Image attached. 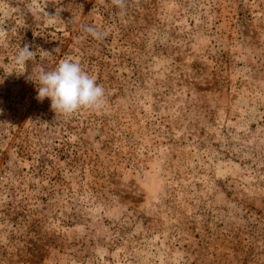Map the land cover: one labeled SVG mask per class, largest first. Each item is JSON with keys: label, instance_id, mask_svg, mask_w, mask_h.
<instances>
[{"label": "rangeland", "instance_id": "obj_1", "mask_svg": "<svg viewBox=\"0 0 264 264\" xmlns=\"http://www.w3.org/2000/svg\"><path fill=\"white\" fill-rule=\"evenodd\" d=\"M0 26V264H264V0H0ZM25 45L104 108L38 101Z\"/></svg>", "mask_w": 264, "mask_h": 264}, {"label": "clouds", "instance_id": "obj_2", "mask_svg": "<svg viewBox=\"0 0 264 264\" xmlns=\"http://www.w3.org/2000/svg\"><path fill=\"white\" fill-rule=\"evenodd\" d=\"M112 3L119 8L126 7V0H112ZM4 31L0 26V34ZM83 31L97 40L107 36L106 30L101 32L94 26H84ZM33 55L34 52L25 45L17 51L13 62L17 66L26 65ZM28 79L39 84L36 99L43 102L45 98H50L51 109L57 114L71 116L82 110L100 111L104 108V88L84 71L78 60L71 57L61 59L52 70L40 69L35 81L31 74Z\"/></svg>", "mask_w": 264, "mask_h": 264}, {"label": "trees", "instance_id": "obj_3", "mask_svg": "<svg viewBox=\"0 0 264 264\" xmlns=\"http://www.w3.org/2000/svg\"><path fill=\"white\" fill-rule=\"evenodd\" d=\"M24 43L26 44V42L24 41ZM38 66H42L43 63L41 62H38L36 63ZM45 66V65H43ZM25 68H26V74L24 76V80L27 81L28 79V76L30 75V73L33 72V64L31 61H29L26 65H25ZM45 70H47V67L45 66Z\"/></svg>", "mask_w": 264, "mask_h": 264}]
</instances>
